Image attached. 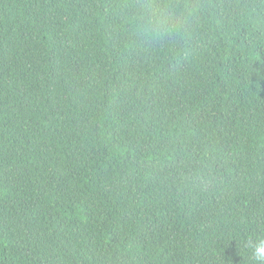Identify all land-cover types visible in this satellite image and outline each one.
I'll use <instances>...</instances> for the list:
<instances>
[{"label": "trees", "instance_id": "trees-1", "mask_svg": "<svg viewBox=\"0 0 264 264\" xmlns=\"http://www.w3.org/2000/svg\"><path fill=\"white\" fill-rule=\"evenodd\" d=\"M264 0H0V264H257Z\"/></svg>", "mask_w": 264, "mask_h": 264}, {"label": "clouds", "instance_id": "clouds-1", "mask_svg": "<svg viewBox=\"0 0 264 264\" xmlns=\"http://www.w3.org/2000/svg\"><path fill=\"white\" fill-rule=\"evenodd\" d=\"M249 247L257 264H264V238H257L255 242L249 241Z\"/></svg>", "mask_w": 264, "mask_h": 264}]
</instances>
